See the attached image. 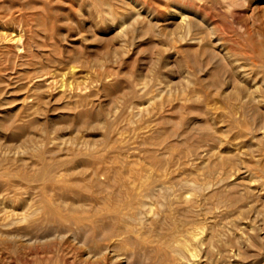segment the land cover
Returning a JSON list of instances; mask_svg holds the SVG:
<instances>
[{
  "label": "rangeland",
  "instance_id": "1",
  "mask_svg": "<svg viewBox=\"0 0 264 264\" xmlns=\"http://www.w3.org/2000/svg\"><path fill=\"white\" fill-rule=\"evenodd\" d=\"M264 264V0H0V264Z\"/></svg>",
  "mask_w": 264,
  "mask_h": 264
},
{
  "label": "bare ground",
  "instance_id": "2",
  "mask_svg": "<svg viewBox=\"0 0 264 264\" xmlns=\"http://www.w3.org/2000/svg\"><path fill=\"white\" fill-rule=\"evenodd\" d=\"M33 264H42V263H40L39 261H36V262H34Z\"/></svg>",
  "mask_w": 264,
  "mask_h": 264
}]
</instances>
